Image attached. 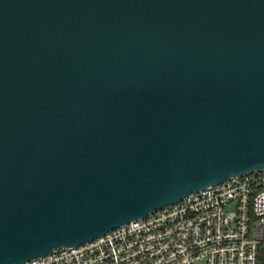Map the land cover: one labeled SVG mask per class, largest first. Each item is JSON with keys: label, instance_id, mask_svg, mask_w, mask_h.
<instances>
[{"label": "water", "instance_id": "95a60500", "mask_svg": "<svg viewBox=\"0 0 264 264\" xmlns=\"http://www.w3.org/2000/svg\"><path fill=\"white\" fill-rule=\"evenodd\" d=\"M262 169L264 0H0V264Z\"/></svg>", "mask_w": 264, "mask_h": 264}, {"label": "built area", "instance_id": "2783aa9c", "mask_svg": "<svg viewBox=\"0 0 264 264\" xmlns=\"http://www.w3.org/2000/svg\"><path fill=\"white\" fill-rule=\"evenodd\" d=\"M259 246H264V169L24 264H257Z\"/></svg>", "mask_w": 264, "mask_h": 264}, {"label": "trees", "instance_id": "16d2710c", "mask_svg": "<svg viewBox=\"0 0 264 264\" xmlns=\"http://www.w3.org/2000/svg\"><path fill=\"white\" fill-rule=\"evenodd\" d=\"M257 264H264V246L258 247Z\"/></svg>", "mask_w": 264, "mask_h": 264}]
</instances>
